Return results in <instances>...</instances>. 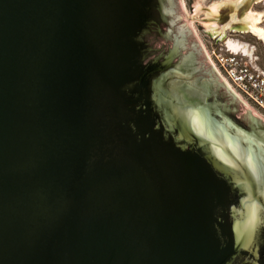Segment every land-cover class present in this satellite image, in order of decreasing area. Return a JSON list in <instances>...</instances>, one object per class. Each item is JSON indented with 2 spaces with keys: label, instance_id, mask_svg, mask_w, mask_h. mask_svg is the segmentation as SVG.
Segmentation results:
<instances>
[{
  "label": "water",
  "instance_id": "1",
  "mask_svg": "<svg viewBox=\"0 0 264 264\" xmlns=\"http://www.w3.org/2000/svg\"><path fill=\"white\" fill-rule=\"evenodd\" d=\"M0 264H264V121L180 0H0Z\"/></svg>",
  "mask_w": 264,
  "mask_h": 264
},
{
  "label": "rangeland",
  "instance_id": "2",
  "mask_svg": "<svg viewBox=\"0 0 264 264\" xmlns=\"http://www.w3.org/2000/svg\"><path fill=\"white\" fill-rule=\"evenodd\" d=\"M180 2L182 5V8H183L186 20H187L192 32L195 34L196 38L198 39V42H199L204 54L206 52V49H208L207 47H211L210 45H213L215 47H220L223 51H234L238 55H240L241 57H244L247 60H249L251 62V64H253L257 68L262 70V72L264 73V39H263L264 38V34H263V30H264V0H253L252 3L247 8V11H249V10H251L253 12L258 11L260 13V17L258 16V14H254L253 12L249 13V17L252 18L251 27H253V32L255 33V35H253L254 33H249L247 31L241 32L240 29H239V31L230 30V28L226 26L223 29V36L219 37V39L216 37H212V35H215V34H213V33L208 34V33L204 32V30H202V28L201 29L198 28L197 23L203 25L204 28L206 26L208 27L209 25H211L209 23L211 21H209V20L208 21L199 20V18L202 16L203 17L210 16L209 12L208 11L206 12V9L203 8L204 6L210 7V5L214 4V2L218 3V5H220V4H224L226 2H229V1H226V0H180ZM188 5H191V7H188ZM196 8H197V10H196ZM240 18L241 17H239V19ZM234 20H237V19H234ZM222 24L218 23L216 25L220 26ZM257 24L259 26H261L263 30ZM229 39H232V40H229ZM234 40L241 43L244 46L245 50L241 51L240 49H243V47L239 43L235 42ZM228 44H231L234 47L232 48ZM238 48H240V49H238ZM232 49H234V50H232ZM205 56H206V54H205ZM215 72L217 73V71H215ZM217 75L221 78V80L224 82V84L239 98V100L249 110H251L258 118H260L261 120L264 121V108H259L258 106H255L254 104H252L249 101L245 102L243 99H241L237 95V93L235 91L232 90V88L227 84V82L224 80L223 77H221L218 73H217Z\"/></svg>",
  "mask_w": 264,
  "mask_h": 264
},
{
  "label": "built area",
  "instance_id": "3",
  "mask_svg": "<svg viewBox=\"0 0 264 264\" xmlns=\"http://www.w3.org/2000/svg\"><path fill=\"white\" fill-rule=\"evenodd\" d=\"M206 57L227 84L245 102L264 108V73L234 51L210 45ZM206 48V47H205Z\"/></svg>",
  "mask_w": 264,
  "mask_h": 264
},
{
  "label": "flooded vegetation",
  "instance_id": "4",
  "mask_svg": "<svg viewBox=\"0 0 264 264\" xmlns=\"http://www.w3.org/2000/svg\"><path fill=\"white\" fill-rule=\"evenodd\" d=\"M241 2V0H236V5L238 4V3H240ZM235 5V6H236ZM223 6V4H220V5H218V7H217V11H219V9L221 8ZM188 7H191V5H188ZM207 7L208 6H204L203 8L204 9H207ZM208 17V16H207ZM223 23V24H222ZM222 23H220V24H222V25H216V23H214V24H211V25H209L208 27L206 26L205 28H204V26L203 25H201V24H199V23H197V26H198V28H202V30H204V32H206V33H208V34H215V35H212V37H216V38H218L219 39V37H221V36H223V29H224V27H226L227 25L225 24L226 23V20L225 21H222ZM219 26V27H218ZM238 28L240 27V24H238V26H237ZM238 28H236V27H232L230 30H234V31H239V29ZM208 41V40H207ZM206 41V42H207Z\"/></svg>",
  "mask_w": 264,
  "mask_h": 264
},
{
  "label": "crops",
  "instance_id": "5",
  "mask_svg": "<svg viewBox=\"0 0 264 264\" xmlns=\"http://www.w3.org/2000/svg\"><path fill=\"white\" fill-rule=\"evenodd\" d=\"M226 1H231V0H226ZM231 2H236L235 0H232ZM215 3V2H214ZM236 4V3H235ZM251 12H253V11H251V10H249L248 12H246L245 14H244V16H243V18H241L239 21H238V23L240 24V27H241V29H240V31L241 32H249V33H254L253 32V30H252V27H251V24H250V22L248 21V19H246L247 18V16H248V14L249 13H251ZM254 14H258V16L260 17V13L258 12V11H256V12H253ZM229 18H233V16H232V13L230 14V16H229ZM245 21H244V20ZM234 21V20H233ZM249 22V23H248ZM228 25V24H227ZM258 25V24H257ZM229 26V25H228ZM227 26V27H228ZM259 26V25H258ZM261 29H262V27L261 26H259ZM263 30V29H262ZM263 34H264V30H263ZM253 35H255V33L253 34ZM257 35V34H256ZM258 36V35H257ZM260 37V36H259ZM262 38V37H261ZM264 39V38H263ZM229 40H232V39H229ZM235 41V40H234ZM235 42H237V43H239L238 41H235ZM242 47H243V49H240V48H238V49H240L241 51H244L245 50V48H244V46L241 44V43H239ZM229 47V46H228ZM231 49V48H230ZM232 50H234V49H232Z\"/></svg>",
  "mask_w": 264,
  "mask_h": 264
},
{
  "label": "bare ground",
  "instance_id": "6",
  "mask_svg": "<svg viewBox=\"0 0 264 264\" xmlns=\"http://www.w3.org/2000/svg\"><path fill=\"white\" fill-rule=\"evenodd\" d=\"M236 1V0H235ZM217 7H218V3H214V4H212V5H210V7H208L207 9H206V12L208 11L209 12V14H210V16H208V18H210V17H212L213 15H218V11H217ZM196 10H197V8H196ZM246 12H248L247 10L246 11H244L243 12V14H242V16H241V18H243V16H244V14L246 13ZM208 14V13H207ZM234 17V16H233ZM240 18V19H241ZM239 19V20H240ZM246 19H248V21L250 22V24L252 23V18L251 17H249V14H248V16H247V18ZM234 19L232 18H229L228 20H226V25L228 24H230L231 22H234L233 21ZM238 20V21H239ZM244 20V19H243ZM206 21H208V19H206ZM209 21H211V22H209L210 24H214L215 22L214 21H212V20H210L209 19ZM245 21V20H244ZM248 22V23H249ZM239 24V23H238ZM227 25V26H228ZM230 26V25H229ZM252 30H253V27H252ZM230 47H234L233 45H231V44H228Z\"/></svg>",
  "mask_w": 264,
  "mask_h": 264
}]
</instances>
